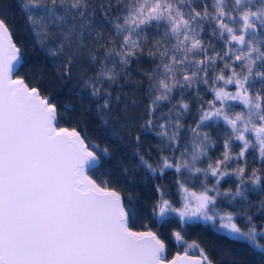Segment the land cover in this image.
Wrapping results in <instances>:
<instances>
[{
  "label": "snow or ice",
  "instance_id": "snow-or-ice-1",
  "mask_svg": "<svg viewBox=\"0 0 264 264\" xmlns=\"http://www.w3.org/2000/svg\"><path fill=\"white\" fill-rule=\"evenodd\" d=\"M238 242L264 264V0H0V264Z\"/></svg>",
  "mask_w": 264,
  "mask_h": 264
},
{
  "label": "trees",
  "instance_id": "trees-1",
  "mask_svg": "<svg viewBox=\"0 0 264 264\" xmlns=\"http://www.w3.org/2000/svg\"><path fill=\"white\" fill-rule=\"evenodd\" d=\"M18 37L14 35V39ZM232 250L237 254L238 258H247L250 264H258L260 250L247 242H238L232 245ZM175 251V249H173ZM227 264V261H225Z\"/></svg>",
  "mask_w": 264,
  "mask_h": 264
}]
</instances>
